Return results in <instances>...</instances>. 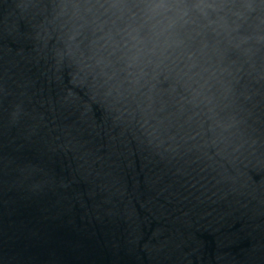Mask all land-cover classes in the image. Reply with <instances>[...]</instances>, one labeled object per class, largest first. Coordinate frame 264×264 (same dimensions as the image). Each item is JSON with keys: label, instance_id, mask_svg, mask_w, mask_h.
I'll use <instances>...</instances> for the list:
<instances>
[{"label": "water", "instance_id": "1", "mask_svg": "<svg viewBox=\"0 0 264 264\" xmlns=\"http://www.w3.org/2000/svg\"><path fill=\"white\" fill-rule=\"evenodd\" d=\"M0 264H264V0H0Z\"/></svg>", "mask_w": 264, "mask_h": 264}]
</instances>
